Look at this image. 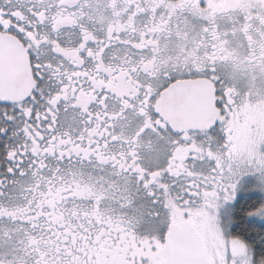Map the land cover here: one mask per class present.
Segmentation results:
<instances>
[{"label": "snow or ice", "instance_id": "1", "mask_svg": "<svg viewBox=\"0 0 264 264\" xmlns=\"http://www.w3.org/2000/svg\"><path fill=\"white\" fill-rule=\"evenodd\" d=\"M0 264H264V0H0Z\"/></svg>", "mask_w": 264, "mask_h": 264}]
</instances>
